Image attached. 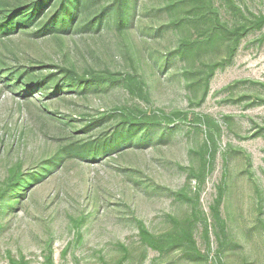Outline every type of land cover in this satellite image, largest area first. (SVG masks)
Returning <instances> with one entry per match:
<instances>
[{"label": "rangeland", "instance_id": "rangeland-1", "mask_svg": "<svg viewBox=\"0 0 264 264\" xmlns=\"http://www.w3.org/2000/svg\"><path fill=\"white\" fill-rule=\"evenodd\" d=\"M128 3L0 0V264H264V0Z\"/></svg>", "mask_w": 264, "mask_h": 264}, {"label": "trees", "instance_id": "trees-1", "mask_svg": "<svg viewBox=\"0 0 264 264\" xmlns=\"http://www.w3.org/2000/svg\"><path fill=\"white\" fill-rule=\"evenodd\" d=\"M129 0H113L115 13L117 15V19L119 22H122L127 14H128V8H129ZM77 2V0H76ZM29 5H25L21 8H18L17 6H13L11 9H5L3 12L0 13V20L1 25L4 28H8L11 31L12 30H18L21 24L28 23L30 15L27 13H24L29 9ZM38 12H40V8H36ZM62 24H66L65 22ZM244 28L239 27L235 30H227L228 34L230 35H237L239 36L242 32L241 30ZM128 129V128H127ZM131 129L127 131H119V133H115L111 135V137L105 138V139H98L97 141H89V142H82V143H74L70 144L67 147V150L70 151L73 154L81 155V156H93L100 152H103L106 150H109L110 148H115L119 142V140L123 137L124 139L128 137Z\"/></svg>", "mask_w": 264, "mask_h": 264}]
</instances>
